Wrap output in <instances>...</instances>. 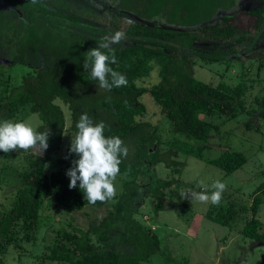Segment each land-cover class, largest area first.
<instances>
[{
  "label": "trees",
  "instance_id": "trees-1",
  "mask_svg": "<svg viewBox=\"0 0 264 264\" xmlns=\"http://www.w3.org/2000/svg\"><path fill=\"white\" fill-rule=\"evenodd\" d=\"M200 1H152L151 7L146 10L148 17L165 12L167 8L166 18L173 27L142 24L128 26L124 32L126 40L112 46L117 63L110 65L126 77L127 84L108 91L100 88L99 82L92 80L89 72L83 68V54L98 46L101 39L109 35L108 31L86 25L76 17L52 12L42 0H36V3H32V0H0V5H10L13 15L20 17L23 24L31 27L30 37L36 36V27L41 24V19L46 21L44 24L52 33L60 30L64 34L68 31L78 34L76 40H71L74 50L70 57H51L48 53L39 62L34 63V58L31 59L30 73L23 76L17 85L11 84L9 79H0V121L12 120L20 110L28 107L30 112L39 116L43 124L37 131L43 132L49 128L48 145H56L61 140L65 120L62 110L54 103L59 99L70 111L72 137L76 132L78 117L87 113L94 122L103 121L106 124V137L118 136L123 143L130 141L146 147L148 138L152 139V144L156 141L154 134H151L152 125L144 121L147 113L139 101L146 93L158 106L159 114L166 116L174 132L200 142L204 147L209 146L211 132H218L224 123L238 115L257 114L264 121L263 96H256L254 99L258 110L254 108L249 111L245 107L246 94L251 88L245 79L233 86L226 83L209 85L194 78L189 59L190 55H194L208 64H219L233 57H241L232 48V39L237 31L241 35L233 41L236 44H242L246 36L252 33L264 39V28L260 30L264 6L223 16L221 24H211L216 15L215 3L203 0L201 4ZM113 8L117 9L115 6ZM17 10L20 14H17ZM71 23L73 26V23L81 26V29L67 28V24L71 26ZM113 24L112 30L118 29V22ZM87 31L98 35L90 36ZM200 33L208 36L213 50L227 43L230 53L225 55L197 48L195 44ZM32 50L34 51L33 48ZM152 71L156 72L158 83L146 87L138 85ZM155 143L157 146L158 142ZM69 148L65 151L68 158L65 159V156L57 159L52 169H48L52 162L49 155L28 157L25 170L18 175L19 185L13 189L9 208L0 210V264H4L3 257L9 247L18 248L21 241L35 238L44 197L50 196L56 207L61 206L67 211L93 205L85 200L79 181L75 189H69L70 180L66 171L72 166L71 161L78 159L74 154L69 155ZM15 155L18 153L3 152L6 159ZM143 159L140 167L119 165V173L141 176L142 180L149 183L153 179V163L146 162L145 157ZM245 161L242 153L229 151L218 158L206 160L225 174L234 172ZM131 183L134 186L126 184L114 210L98 223H88L86 231L58 233V239L54 240L43 259L48 264H142L158 254L160 242L157 235L138 223L133 216L137 206L142 204L148 194L157 199L153 211L158 214L165 194L159 190L150 192L149 185L145 189L149 193H144L140 183ZM160 185L162 189L182 186L178 180H165ZM259 194H264V182L252 196L249 206L251 218L246 220L241 234L264 246V224L257 216L262 204ZM104 203L98 201L94 205ZM230 209L233 208L228 207L216 216L209 217L224 225L231 214L241 216L244 213H238L237 210L233 213Z\"/></svg>",
  "mask_w": 264,
  "mask_h": 264
},
{
  "label": "rangeland",
  "instance_id": "rangeland-1",
  "mask_svg": "<svg viewBox=\"0 0 264 264\" xmlns=\"http://www.w3.org/2000/svg\"><path fill=\"white\" fill-rule=\"evenodd\" d=\"M148 1L151 5L152 1L157 0ZM211 1L216 7L215 19L211 24H221L223 16L264 6V0ZM42 2L49 6L46 8L52 12L76 17L86 25L108 31L109 35L116 31H126L127 26L122 24L118 29L112 30L113 23H117L122 18L118 9L113 8L119 5L118 0H42ZM121 4L125 5L126 1L121 0ZM0 8V79H9L11 84L17 85L23 76L30 73L31 59L34 58V63L39 62L48 53L49 56L58 58L71 56L74 50V43L71 40H76L78 34L68 30L67 34L60 30L52 33L44 24L46 21L41 19V24L36 27V36L30 37L31 27L23 24L20 17L13 15L10 5L5 7L0 5ZM73 24L77 27L71 23V26L67 24V28L81 29V26ZM263 28L264 18L260 23V30ZM87 32L90 36L98 35L92 31ZM240 35V31H237L231 46L236 53L241 54V57H233L219 64H208L190 55V66L194 78L209 85L226 83L233 86L245 79L251 87L246 94L245 107L249 111L254 108L258 110L254 99L256 96L264 97V39L252 33L246 36L242 44L234 43L235 38ZM226 44L213 50L208 36L200 33L195 46L228 55L230 48ZM158 81L156 72L152 71L148 78L138 82V85L146 87ZM139 101L147 113L144 121L152 125L151 134H154L158 145L156 146L155 142L152 144L150 138L146 147L130 141L124 142L128 154L126 158H121L120 166L130 164L133 167H140L145 157L146 162L153 163V179L146 183L141 176L133 177L132 174L119 173L114 181L116 194L112 199L102 205H87L76 211H67L61 206L56 207L50 196L44 197L38 228L34 233L35 238L21 241L18 248L9 247L3 257L4 264H48L43 256L48 253V248L53 245L54 240L58 239V233L86 231L88 223H98L114 210L113 207L122 196L126 184L134 186L132 181L136 185L140 183L144 193L159 190L165 194L162 209L158 214H154L153 211L157 199L148 194L142 204L137 206L133 216L144 227L153 229L160 242V252L142 264H264V246L244 238L241 234L246 220L251 218L249 206L252 196L264 182V121L257 114L238 115L235 119L224 123L218 132H211L209 146L204 147L202 143L189 140L182 134L174 132L171 123L165 115L159 114L158 106L148 93L143 94ZM54 103L62 110L65 120L61 140L55 143L56 145H48L42 154L52 158L48 169L54 167L57 159L66 156L65 151L70 147L72 137L68 107L59 99ZM12 121L25 122L36 131L43 125L39 116L30 112L28 107L20 110ZM228 151L240 152L246 160L234 172L225 174L218 167L206 162L207 159L218 158ZM11 152H17L18 155L6 159L0 151V210L2 211L9 208L11 194L19 185L18 175L25 170L28 157L39 156L40 150L38 147L27 151L18 148ZM165 180H178L182 186L162 189L160 183ZM201 180L205 182L206 187L200 186ZM216 180L226 185L218 204L198 201L191 203L180 196L181 189L190 187L195 191H207L210 194L214 190L211 185ZM147 185L150 186L149 191L145 190ZM259 195L262 204L257 216L264 224V194ZM228 207L233 208L230 212L237 210L238 213L241 211L244 213L240 216L229 212L231 215L227 217L228 222L224 225L209 217L216 216ZM211 211L213 213L210 214Z\"/></svg>",
  "mask_w": 264,
  "mask_h": 264
},
{
  "label": "clouds",
  "instance_id": "clouds-1",
  "mask_svg": "<svg viewBox=\"0 0 264 264\" xmlns=\"http://www.w3.org/2000/svg\"><path fill=\"white\" fill-rule=\"evenodd\" d=\"M32 3H36V0H32ZM125 40L126 34L116 31L104 36L98 46L83 54V68L89 72L92 80L99 82L100 88L111 91L113 87L119 88L127 84L126 77L110 67L111 64L117 63L112 46ZM106 127L103 121L94 122L87 113H83L78 117L76 132L70 142L69 155L74 154L78 159H73L72 166L66 171L70 180L69 189H75L79 181V188L83 190L85 200L93 205L98 201L106 202L115 196L114 181L120 172L121 158H126L128 154V148L118 136H105ZM49 136V128L38 132L25 122L0 121V151L5 154L18 148L27 151L38 147L39 155H42L48 148ZM67 158L66 156L65 159ZM199 184L206 187L203 180L199 181ZM211 188L214 190L210 194L191 188L181 189L180 196L191 203L198 201L218 204L226 185L216 180Z\"/></svg>",
  "mask_w": 264,
  "mask_h": 264
},
{
  "label": "crops",
  "instance_id": "crops-1",
  "mask_svg": "<svg viewBox=\"0 0 264 264\" xmlns=\"http://www.w3.org/2000/svg\"><path fill=\"white\" fill-rule=\"evenodd\" d=\"M119 1V5L117 6L118 13L122 16L119 19L118 24H122L130 26L131 24H142V25H159L162 27H173L168 24V20L166 18L167 8L162 11L160 14L155 15L153 17L146 14V10H149L151 7L148 4V0H125L126 4H121V0ZM150 12V11H149ZM176 27V26H174ZM126 30V29H125ZM260 210V209H259ZM153 231V229H152Z\"/></svg>",
  "mask_w": 264,
  "mask_h": 264
}]
</instances>
